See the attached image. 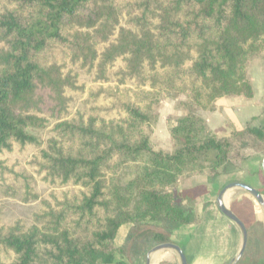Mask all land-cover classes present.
I'll return each instance as SVG.
<instances>
[{"label":"trees","instance_id":"obj_1","mask_svg":"<svg viewBox=\"0 0 264 264\" xmlns=\"http://www.w3.org/2000/svg\"><path fill=\"white\" fill-rule=\"evenodd\" d=\"M259 56L264 0H0V191L21 194L6 163L27 147L40 149L35 166L46 184L76 189L44 203L33 223L0 228V264H127L116 257L131 246L170 243L174 229L191 223L179 179L217 177L246 158L244 146L264 145V126L229 121V135L219 137L200 115L216 112L219 99H252L248 67ZM69 64L138 91L59 123L43 147L33 131L47 122L37 93L63 101L73 86ZM164 93L186 97L170 127L171 153L154 140ZM24 184L23 200L35 202ZM126 224L133 227L118 249Z\"/></svg>","mask_w":264,"mask_h":264},{"label":"crops","instance_id":"obj_2","mask_svg":"<svg viewBox=\"0 0 264 264\" xmlns=\"http://www.w3.org/2000/svg\"><path fill=\"white\" fill-rule=\"evenodd\" d=\"M252 81L255 88V96L252 99L228 98L218 102L216 112L200 113L210 132L219 137H226L229 135L227 128L229 121L238 128H244L248 122H263L264 79L259 80L257 87L255 81L253 79ZM162 129V131L156 130L155 141L162 150L171 153L174 151L175 145L170 135V129L166 131L164 128ZM241 153L246 158L238 163L225 164L217 177L212 178L208 174L184 177L176 185L175 190L191 223L174 229L170 236V243L182 248L189 264H228L241 249L243 242L241 230L223 215L217 204L221 191L227 185L236 182L245 183L249 177L245 170L249 168V163L256 159L255 156L248 155L243 151ZM255 161L254 163L260 166L258 161ZM230 167L234 168L231 170ZM249 179L253 182L250 185L264 195L262 173ZM225 202L246 226L250 225L251 228L252 225L255 226L256 232L259 223L262 222L264 210L249 193L242 189H233L226 196ZM121 228H126L122 236L119 235ZM121 228L116 236L120 249L125 247L132 225H123ZM152 245L149 243L141 252H136L138 258L134 260L133 264H142L141 255L149 252ZM132 247H129L128 254L131 253L130 248ZM129 259L128 255L123 253L116 257L117 261L123 260L127 264H131ZM157 261L158 259L155 263Z\"/></svg>","mask_w":264,"mask_h":264},{"label":"rangeland","instance_id":"obj_3","mask_svg":"<svg viewBox=\"0 0 264 264\" xmlns=\"http://www.w3.org/2000/svg\"><path fill=\"white\" fill-rule=\"evenodd\" d=\"M102 50L103 48L100 49L101 52ZM66 73L71 78L73 86L66 90L65 98L63 101L59 102V100H56L55 96L50 90L41 89L37 93L38 100L40 101L37 114L46 119L47 122L44 128H35L33 129V131L39 137V139L44 142L43 147L46 146L48 139L54 134V129L59 123L66 120H71L79 112L84 113L85 110L95 113L96 109H98L99 106L105 104V102L103 101L104 99L110 98L113 95H119L123 90L130 91V96H135V92L138 91L136 87L121 85V83L115 82L113 80L110 82L98 80L97 77H95L96 68L93 66H75L69 64L67 65ZM248 78L250 81H252V79L255 81L256 87L258 86L259 80L264 79L263 56H259L258 58L254 59V61L249 65ZM185 100L186 97L183 95L175 93L163 94L162 102L159 104V106L154 107L155 112L159 116V122L156 127L157 131H162V128H164V131L170 129L175 120L182 116V113L176 110V106L180 102ZM221 100L225 99H219L217 101V105ZM262 121L263 122L253 121L252 126H264V119H262ZM39 151V148L27 147L24 150L18 149L8 156L6 165L8 169L10 168L15 172L6 173L8 184L10 186H15V178H18L21 194L19 196H11L6 195V192L4 190L0 191V228H8L18 220L33 223V221L36 220L39 212L41 213L43 211L44 203L52 202L53 199L55 201L56 198L62 197L64 192L76 191V189L72 186H50L43 181L42 176L38 173V168L35 166ZM241 151L247 153L248 155L255 156L256 161H258L259 165L261 166L260 167L258 166V164H255V160L249 163V168L245 170L247 172L246 174L249 175V177L247 176L248 178L245 180V183L248 185L253 184L252 180L249 178H253L257 174L261 173L264 182V145L256 144L254 145V147L246 145L241 149ZM233 168L234 167H230L231 170ZM183 178L184 177H181L179 180ZM26 181L30 182V184L34 188V192L38 196V199L35 202H25L22 198V194L25 190L24 183ZM54 196L57 197L54 198ZM262 209L264 210V208ZM261 220L262 222L259 223L256 232L255 226L252 225L251 228L250 225H247V228L249 230L248 248L245 255L238 264L264 263V216ZM125 231L126 228H121V230L119 231V235L122 236ZM114 246L118 248L117 239H115L114 241ZM134 251L135 249H133L129 254V251H127L126 254L130 258L129 261L131 262V264H133L134 260H137L138 258V255L136 254V252L138 251ZM148 253L144 255L145 260H143L144 262L142 261V264H146ZM157 259L158 261L157 263H155ZM151 264H180V259L176 252L165 250L153 254Z\"/></svg>","mask_w":264,"mask_h":264},{"label":"water","instance_id":"obj_4","mask_svg":"<svg viewBox=\"0 0 264 264\" xmlns=\"http://www.w3.org/2000/svg\"><path fill=\"white\" fill-rule=\"evenodd\" d=\"M263 170H264V163H263ZM233 189H242L246 191L258 202V204L261 205L262 208H264V195L258 189L248 184L238 183V182L231 183L227 185L221 191L218 201H217L218 208L223 213V215H225L228 219H230L232 222H234L239 227V229L242 232V236H243V242H242V246H241L239 253L228 264H238L240 260L243 258V256L245 255L247 248H248V243H249V231H248L246 224L232 211L230 207L227 206L225 202L226 196ZM165 250L176 252L177 255L179 256L180 264H189L186 254L184 253L182 248L174 243H164V244L155 246L148 253L146 264H151L153 254H156L158 252L165 251Z\"/></svg>","mask_w":264,"mask_h":264}]
</instances>
